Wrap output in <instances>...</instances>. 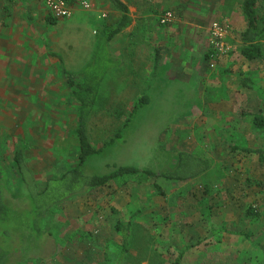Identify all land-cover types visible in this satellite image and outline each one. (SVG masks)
<instances>
[{
    "label": "rangeland",
    "instance_id": "1",
    "mask_svg": "<svg viewBox=\"0 0 264 264\" xmlns=\"http://www.w3.org/2000/svg\"><path fill=\"white\" fill-rule=\"evenodd\" d=\"M243 1L174 0L176 3L166 9L173 11L175 19L182 15L174 6L185 4L192 11L204 7L202 12L207 13L211 24L221 19L228 25L234 36L230 41L226 38L228 52L207 57L199 67L187 64L188 76L179 68L158 71L162 79L152 80L150 70H146L143 87L141 81L136 88H125L121 74L113 77L117 84L113 88L104 80L98 89L96 111L87 125L93 147L101 148L124 123L117 112L127 114L140 96L148 95L150 103L132 118L122 139L92 156L82 168L84 173L104 174L124 165L160 173L175 167L178 151L208 159L209 170L183 182L152 177L129 182L123 188L112 182L54 205L40 217L34 216L38 221L33 223L41 230L34 235L46 239L51 234L45 256L24 258L17 264H117L122 253V235L115 231L118 222L131 223L121 264H172L187 247L180 264H264V162L233 148L264 149V130L258 129L248 115H264V60L249 61L240 53L246 25ZM258 8L264 15V0H259ZM210 36L208 32L211 49ZM74 51L78 56L82 50L78 47ZM162 55L163 47L160 59ZM182 56L176 55L177 59ZM35 76L32 80L38 84L40 79ZM5 82L10 80L2 79ZM4 89L0 90L1 104L13 108L9 113L18 116L8 129L11 133L4 137L0 124V158L10 172L4 173L5 179H18L13 156L14 150L21 148L42 190L48 178L57 179L78 162L76 109L71 108L68 95L47 97L44 93L41 98L28 90L16 95L9 93L8 87ZM27 100L32 105L38 103L36 107L44 116L41 121L24 116L23 110L15 111L20 101ZM56 186L47 192L46 201L51 194L56 195ZM15 200L24 204L19 196ZM250 206L259 209L258 218L247 214ZM27 207L34 209L31 203ZM19 218L12 217L15 221ZM22 243L31 242L26 239ZM32 247L29 245L28 250Z\"/></svg>",
    "mask_w": 264,
    "mask_h": 264
},
{
    "label": "crops",
    "instance_id": "2",
    "mask_svg": "<svg viewBox=\"0 0 264 264\" xmlns=\"http://www.w3.org/2000/svg\"><path fill=\"white\" fill-rule=\"evenodd\" d=\"M67 1L73 6V16L57 19L41 0H0V90L5 88L6 91L8 87L9 93L16 95L28 90L26 92L37 97L44 93L47 97L48 94L57 93L68 95L69 102L73 104L71 108L77 109L78 103L71 99L67 77L72 74L76 80L81 79V72L95 60L103 32L113 27L121 15L107 0H86L92 5L89 10L80 6L83 0ZM120 1L128 7L130 23L106 44L109 53L106 58L112 63L105 75L107 85L112 88L117 85L112 79L114 76L119 78L121 74L125 88H136L141 81L143 87L146 85V70H150L149 79L152 80L162 79V76L157 75L158 71L174 72L179 68L185 70L183 76H188L187 64L199 67L201 61H207L211 51L208 37L211 19H208L207 13L203 14L204 7L192 11L185 4L175 5L182 16L160 27L161 15L171 11L166 8H171L176 3L174 0ZM102 14L107 17L100 18ZM195 14V17L192 16ZM232 32L229 28V41L234 37ZM159 34H162L163 39ZM78 47L82 51L76 56L74 48ZM162 47L165 55L156 62V49L161 53ZM176 55H183L182 59H177ZM147 57L150 59L147 60ZM35 74L40 79L38 84L32 80ZM2 79L10 82L2 83ZM47 99L50 102V98ZM20 104L15 111L23 110L24 116H32L37 121L44 118L36 107L38 103L32 105L27 100L20 101ZM10 109L13 108L3 106L0 101L3 137L15 125V116L18 117L17 113L11 115Z\"/></svg>",
    "mask_w": 264,
    "mask_h": 264
},
{
    "label": "trees",
    "instance_id": "3",
    "mask_svg": "<svg viewBox=\"0 0 264 264\" xmlns=\"http://www.w3.org/2000/svg\"><path fill=\"white\" fill-rule=\"evenodd\" d=\"M107 1L119 11L121 15L119 21L113 27L107 28L103 32L102 41L97 48L95 60L81 72V79L76 80L72 74H69L67 77L71 88V96L78 103L76 109L77 120L74 129V136L79 148L77 164L67 169L57 179L48 178L45 181L44 188L39 190L36 180L26 165L22 149H17L13 158L18 176V179L14 182H9L5 179L4 173L9 171L5 161L0 158V228H2L0 229V264H17L24 258L39 259L45 256L51 234H48L46 239H42L41 235L40 237L34 235V231L36 230L41 232L37 223H33L38 221V218L36 219L34 216L40 217L45 210L69 198L106 186L112 182L118 184V187L121 188L129 182L136 180L139 182V179H149L152 177H160L167 181L183 182L198 177L211 167V162L206 158L195 156L190 152L178 151L175 156V167L160 173L132 165L115 166L112 171L104 174L86 175L84 173L82 169L84 164L92 156L102 152L105 145L113 144L117 139H122L123 132L129 127L132 118L142 107L150 103V97L142 95L127 114L118 111L117 114L124 117L122 127L118 129L114 138L104 143L103 147L98 149L93 147L87 133V125L91 115L96 111L99 86L105 80L106 71L112 65L111 60L106 58V55L109 54L106 44L130 23L128 7L122 1ZM258 3L259 0H244L241 7L246 25L241 33L242 47L240 53L243 58L249 61L264 60V15L259 13ZM99 51H102L103 55L100 56ZM211 52L207 55L208 57H211ZM155 57L156 62H158L160 51L156 50ZM248 115L252 117L253 123L258 129L264 130V115L260 113H248ZM233 148L255 155L260 162H264V149L249 147ZM53 180L57 182H52ZM55 185L58 187V192L56 195L51 194L50 199L46 201L49 195H47V192L53 189ZM18 196L24 201V204L19 205L16 202L15 198ZM28 203H31L34 209L29 210L27 207ZM247 214L252 216L253 219L260 216L259 209L252 206L248 208ZM26 215L28 217L31 216V218H26ZM13 216H19L20 218L15 221L12 219ZM115 231L122 235V244L120 246L122 253L120 252L118 255L119 261L117 263L121 264V258L127 251L129 244L131 223L118 222L115 225ZM16 233L17 235H15ZM11 238H13L12 241L9 240ZM26 239H30L31 243L23 244L22 242ZM9 242L10 245H7ZM27 245L28 247L29 245H33L32 249L28 250ZM7 246L10 247L9 250L6 249ZM188 248L180 251L177 259L172 264H180Z\"/></svg>",
    "mask_w": 264,
    "mask_h": 264
},
{
    "label": "built area",
    "instance_id": "4",
    "mask_svg": "<svg viewBox=\"0 0 264 264\" xmlns=\"http://www.w3.org/2000/svg\"><path fill=\"white\" fill-rule=\"evenodd\" d=\"M48 8L53 17L57 19L70 18L74 14L73 6L67 0H41ZM80 6L83 9H91V4L83 0L80 2ZM106 15L102 14L100 18H105ZM175 15L173 11H166L160 17L159 23L161 25H167L173 22ZM229 27L224 22L214 21L210 26V46H211V58L228 52V45L226 38L228 36ZM212 66L214 64L212 63Z\"/></svg>",
    "mask_w": 264,
    "mask_h": 264
}]
</instances>
